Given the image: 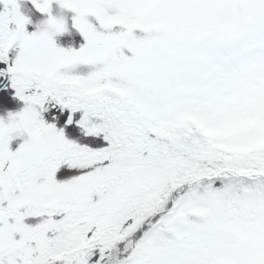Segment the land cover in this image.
I'll return each mask as SVG.
<instances>
[{"label":"snow or ice","instance_id":"6c2138e0","mask_svg":"<svg viewBox=\"0 0 264 264\" xmlns=\"http://www.w3.org/2000/svg\"><path fill=\"white\" fill-rule=\"evenodd\" d=\"M0 264H264V0H0Z\"/></svg>","mask_w":264,"mask_h":264},{"label":"rangeland","instance_id":"374dc122","mask_svg":"<svg viewBox=\"0 0 264 264\" xmlns=\"http://www.w3.org/2000/svg\"><path fill=\"white\" fill-rule=\"evenodd\" d=\"M58 11V10H57Z\"/></svg>","mask_w":264,"mask_h":264}]
</instances>
